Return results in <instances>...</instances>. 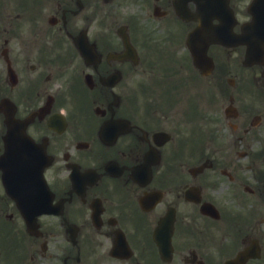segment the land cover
<instances>
[{"label":"flooded vegetation","instance_id":"flooded-vegetation-1","mask_svg":"<svg viewBox=\"0 0 264 264\" xmlns=\"http://www.w3.org/2000/svg\"><path fill=\"white\" fill-rule=\"evenodd\" d=\"M0 264H264V0H0Z\"/></svg>","mask_w":264,"mask_h":264},{"label":"rangeland","instance_id":"rangeland-1","mask_svg":"<svg viewBox=\"0 0 264 264\" xmlns=\"http://www.w3.org/2000/svg\"><path fill=\"white\" fill-rule=\"evenodd\" d=\"M193 99H196L195 97H193Z\"/></svg>","mask_w":264,"mask_h":264}]
</instances>
